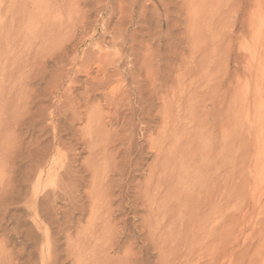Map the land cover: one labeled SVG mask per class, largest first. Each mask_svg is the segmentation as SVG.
<instances>
[{
	"label": "rangeland",
	"instance_id": "rangeland-1",
	"mask_svg": "<svg viewBox=\"0 0 264 264\" xmlns=\"http://www.w3.org/2000/svg\"><path fill=\"white\" fill-rule=\"evenodd\" d=\"M89 1L0 0V55L5 48L11 47L13 52L26 49L24 55L18 52L17 59L9 58L12 61L0 58V116L6 118L7 96H52L53 99L49 97L41 102L53 108L46 111L49 119L46 118L50 120L62 96H122L130 90L129 96H152L150 106L157 117L164 96L169 117L167 127L163 128L164 123L158 117L150 134L137 132L136 141L144 148V162L142 170L134 172L133 176L142 182L148 179L150 165L160 163L161 153L167 160L173 157L175 163H181L179 151L183 152L185 160L190 158L185 161V167L192 164L201 170L202 180L193 177L190 186L182 189L175 178L172 177L179 187L168 177L166 182L171 180V185H168L169 198L164 205L168 210L161 208L159 201H153L150 215L149 199L160 197L154 192L160 180L156 172L157 182L152 180V194L143 197L144 204H140L137 217L134 219L132 212L126 209L127 227L117 224L118 234L111 237L108 231H97L93 227L90 211L86 212L83 222L66 226L60 236L53 237L56 229L52 226L36 228L35 213L27 215L30 211L14 201L5 222L9 262L49 264L52 253L57 251L62 264H264V0ZM85 16L92 22L95 19L93 25L98 32L93 38L92 34L85 35L78 30ZM29 17L32 20L25 24ZM107 20L109 23H105ZM34 26L36 30L28 43L20 38V29L25 32ZM5 30L10 33L4 34ZM114 30L118 36L114 35ZM8 33L17 40L6 46ZM133 36L136 43L132 42ZM62 38L66 40L59 45ZM111 40L115 47L110 44ZM32 41L38 45L31 53L29 43ZM74 41L82 43L78 49L73 47ZM62 43H65L63 47ZM131 43L136 46V54L130 58ZM58 46L62 47L61 51ZM64 49L67 50L64 64L56 66L51 57L62 54ZM100 53H108L107 63L114 61L106 67L113 76L106 92L93 93L92 83L102 78L96 62ZM45 54H49V61ZM43 55L45 58H41ZM163 55L166 59L159 61ZM21 62L25 66L22 67ZM129 66H133L134 73L127 75L125 70L132 68ZM99 99L90 104L93 108L89 107V112L95 111L98 117H103L101 120L105 116L102 122H108L110 112ZM98 103L105 107L100 106V109ZM31 108L33 112L36 110L32 105ZM53 116L56 118V114ZM138 121L136 119V124L142 127ZM86 125L84 119L75 123L74 129L80 134ZM108 131L112 136L114 128ZM52 134L50 130L51 137ZM75 147L73 154L78 160L73 168L78 170V164L85 163L90 155L79 144ZM192 152L197 153L196 156ZM88 176L86 183L91 179ZM87 184L82 191L91 190L90 182ZM144 191L145 186L140 192L146 194ZM30 194L33 202L35 195ZM61 203L57 206L61 207ZM29 229L37 236L36 244H26L19 234Z\"/></svg>",
	"mask_w": 264,
	"mask_h": 264
},
{
	"label": "bare ground",
	"instance_id": "bare-ground-1",
	"mask_svg": "<svg viewBox=\"0 0 264 264\" xmlns=\"http://www.w3.org/2000/svg\"><path fill=\"white\" fill-rule=\"evenodd\" d=\"M21 2H23V1H21ZM89 2H91V0ZM96 4H98V3H96ZM49 5H51V4H49ZM74 5H76V4H74ZM89 5H90V3H89ZM95 6H97V5H95ZM107 8H108V6H107ZM75 9H77V8H75ZM99 9H101V8H99ZM104 11L105 10H103V12ZM111 12H112V10L110 11V13ZM37 16H39V15H37ZM99 16L97 15V17H99ZM80 17L82 18V15ZM31 20H32L31 17H29L28 19L26 18L24 23L26 24V22H29ZM94 20H93V22H94ZM50 21H48V23H50ZM102 21H104V19ZM105 21H106V19H105ZM45 22H47V21H45ZM77 22H80V21L77 20ZM93 22L91 21L90 17L85 16L84 19L82 20L78 30H80L85 35L91 36V34H92V38H93L94 34H96L98 32V29L95 25H93ZM96 22H98V21L96 20ZM105 23H109V21L105 22ZM52 24H54V23H52ZM118 24L116 25L115 28H118L117 27V26H119ZM23 26H24V24H23ZM55 26H59V25H55ZM9 27L11 28L12 26H9ZM104 27H106V24ZM15 28L17 30V27H15ZM21 28H23V27H21ZM55 28L56 27H53L54 30H55ZM48 29L50 30L49 24H48ZM120 29H123V28H120ZM6 30H8V29H6ZM6 30H5L4 34L9 32ZM34 30H36V26H34L33 28H31L27 31L25 30V32H24V30L20 29V31H19L20 38H23V40H25L28 43L30 38L33 36L32 32ZM116 31H118V30H116ZM123 31H120V32H123ZM15 32H17V31H15ZM46 32H49V31L47 30ZM50 32L52 33L54 31H50ZM60 32H61V30H60ZM9 33H8L9 40H6V42H5L6 46H8L9 44L11 45V43L13 45L14 40H17L16 37H13V39H12L11 37L13 35L10 36ZM113 33H114V35H117V32H115V30L113 31ZM12 34H14V33H12ZM37 34H39V33H37ZM44 34H43V36H44ZM59 34H61V33H59ZM118 34H119V31H118ZM15 35H17V34H15ZM41 35H40V38H41ZM45 35H46V37H48L47 34H45ZM114 35H112V36H114ZM119 36H120V34H119ZM122 36L124 37V35H122ZM17 38H18V36H17ZM38 38H39V36H38ZM59 38H60V35H59ZM65 38H62V40L59 39L60 40L59 45L63 41V39H65ZM0 39H2V38H0ZM134 39L135 38L133 36V38H132L133 43L135 42ZM65 40H64V42H65ZM115 40L117 41V37ZM19 41H21V39H19ZM39 41H41V40L39 39ZM52 41L54 42L53 38H52ZM110 42H111L110 44H113V43L115 44L114 40H111ZM123 42L125 43V41H123ZM41 43H43V41ZM44 43H45V41H44ZM126 43H129V42H127V40H126ZM133 43H131L132 45L129 49L130 58L132 56H135V54H136V49H135L136 46L133 45ZM2 44H3V42H2ZM15 44L19 45V42L18 43L16 42ZM63 44L65 45V43H62V47L64 46ZM81 44H82L81 42L76 41L75 44L73 45V47L77 48ZM114 44H113V46H114ZM18 45H15V47ZM29 45H30L29 50L31 49V53H32V50L38 44L35 45V43L32 41L31 43H29ZM51 45H53V44H51ZM111 46H110V48H111ZM58 47H59L58 49L62 48L60 46H58ZM49 48H51V47L49 46ZM11 49H12L11 47L5 48V50L0 55L1 61L3 59L8 60L9 58H12V59L14 57L16 58L18 52L22 55L23 51L25 52V50H26L25 49L22 51L20 50L17 52H15V51L13 52V50H11ZM44 49L45 48H43V50ZM123 50H124V48H123ZM39 51H41V50H39ZM55 51H56V49H55ZM60 51H61V49H60ZM48 52H50V51L48 50ZM62 52L65 54H63ZM62 52H61L62 54L58 53V54H55V56L51 55L52 56L51 58H53L54 63L57 64L56 66H59L58 64H60V65L64 64L65 55L67 57V50L64 49ZM37 53H39V52L37 51ZM90 53L94 54V51H91ZM107 54L100 53V54H98L99 56L97 55L98 57H97L96 62L98 63V66H97L98 72L102 74V78H101V80H98L96 82L94 81V83L91 82L92 83L91 91L93 93L102 92L103 90L106 92V89L109 88L110 79L113 75L109 74L106 67L109 68V65H112L114 61H111L112 64H110L109 62H108L109 63L108 64L107 60H106ZM30 55H33V54H30ZM48 56H49V54H48ZM126 57H128V56L126 55ZM126 57H125V59H126ZM41 58H45L44 55ZM164 58L166 59V55H163L162 57H160L159 61L160 60L163 61ZM49 59H50V57H48L47 60L49 61ZM67 59H69V58H67ZM9 60L12 61L11 59H9ZM122 60H124V58ZM29 61L32 62V60H30V59H29ZM23 62L25 64V61H23ZM44 63L46 64L45 61H44ZM18 64H19V62H18ZM34 64H35V62H34ZM20 65H22V67L25 66L22 64V62L20 63ZM31 66H32V64H31ZM114 66H117V65L114 64ZM66 67L67 66H65V69H66ZM119 67H121V66H119ZM129 67H132V68H129L130 69V70L128 69L129 71L125 70V72L126 71L128 72L127 75L134 73L133 66H129ZM33 69H34V67H33ZM117 69H115V70H117ZM66 70H68V69H66ZM66 72L69 73L68 71H66ZM118 72H120V71L118 70ZM118 72H117V74H118ZM111 73H114V72H111ZM33 74L35 75V73H32V76H33ZM10 75H11V73H10ZM61 76H63V75H61ZM123 76H122V78H123ZM36 77L37 76H35V78ZM29 78H30V76H29ZM46 79L47 78H45V80ZM57 80H58V78H57ZM31 83L29 82L30 85H31ZM114 89H115V87H114ZM114 89H112V90H114ZM118 91H116V92H118ZM113 93H114V91H113ZM129 93H130V90H127L124 94L121 93L122 96H119L118 94H117L118 96H116V95L115 96H107L108 94L106 96H103V95L102 96H98V95L97 96H62L64 98L61 99V102L59 101L60 105L56 109L55 113L53 112V114H51V116L49 114L50 120H48L49 118L46 115V111H48V109H50V108L51 109H53V108L50 105L43 106L41 102L43 101V99L49 98L52 96H7L6 99H7V103H8V108L6 109L7 112H5L6 118L3 119V117L0 116V264H11L9 262L10 260H9V256H8L7 250H6L8 232H7V229L5 226L6 217L8 214V209H9V206L11 203L13 205L17 201V203L21 204L24 208H26L27 211H30V212H26L27 215L34 212L35 218L33 219V221H34V225H36V228L38 227V229L41 230L42 228H40V227H42V226H50V227L52 226V228L56 229V231L53 232V235H52L53 237L54 236H57V237L60 236L63 232L64 227H66V226L70 227L71 225L79 224L83 218L85 219L84 216L86 215L87 211H90L91 216H93V221H94L93 223L95 224V226H93V227L95 229H97V231L101 230V229L108 231L109 232L108 237H111L112 235L113 236L116 235L114 233L118 234V231L116 228L117 224H123L124 228L127 227L128 220H127V213H126L127 210L126 209H128L130 212H132L134 219L137 217L138 212L141 208L140 204H144L143 203V201H144L143 197L146 198V197H148L146 195L152 194L151 193L153 191L152 190V188H153L152 187V180L154 179V177H156L155 176L156 172L159 174L158 176L160 177V180L154 179V182L159 181L158 187L157 188L154 187V190H155L154 192L159 193L158 195L160 197L155 198L154 200L149 199L151 208L148 209V213H150V215L153 212V209H152L153 201H155V202L159 201V204H160L159 206H161V208L162 207L164 208V205L167 203V200L169 198L168 185H171V184H169L171 182V180L169 182H166L168 177L175 178L177 181L174 180L173 178L172 179L174 180V182L176 181L181 186L182 189L188 188L190 186L189 185L190 181H192L190 179L193 177L194 178L199 177L202 180L201 170L198 167H194L192 164H191V166H193L194 168H192L190 165H187V167H185V164H186L185 161H190V158H189V160H185L183 152H179V151H178V155H179V153L182 154L181 159H180L181 163H175L176 159H174L172 156L171 157L174 159V161H172V158H171V161L167 160L165 157H163V154L161 153L162 156L159 155V157L161 159L160 163L157 161L155 165L154 164L150 165V166H152V169L150 171L148 179H146V180H144V182H142L141 179L138 180L137 178H135V176H133L134 172L136 173V171L142 170L141 168L143 167V162H144V160H143L144 148L142 146L138 145V142L136 141V139H138V138H136L135 135L137 134L138 131H141L143 133L142 135L150 134V132L153 131L152 129L154 127V124H157L156 121H157L158 117H159V120L161 119L160 121H162V123H164L163 128L166 129L169 117H167L168 111L166 109V106H167L166 100H165L166 97L165 98H164V96L162 97V102L157 98L159 100V102L162 103L163 107H161V108L159 107V109H162V110H160V112L158 113V115L156 117L155 116L156 113L155 114L153 113V109L150 106L152 96H129ZM34 94H32V95H34ZM50 95H52V93ZM91 95H93V94H91ZM123 95H126V96H123ZM4 96H5V93H4ZM59 97H61V96H59ZM155 97H157V96H155ZM99 98H101L103 100L104 105L107 107V109L110 112V115L108 116L109 121L107 122V120H106L107 123L102 122V121H105V116L103 115V113H101V114L104 116V120H101L103 117L102 118L98 117L97 114L95 113V111L89 112L90 111L89 107H92V106H90V104L91 103L95 104L93 101H95V100L97 101V99H99ZM6 99H5V101H6ZM52 99H53V97H52ZM56 99H57V97H56ZM152 104H154V103H152ZM29 105H30V108H29ZM31 105L34 106L36 109L34 112L32 111ZM104 105L99 104V105H97V107L98 106L103 107ZM82 106L85 109L82 108ZM158 106H159V103H158ZM100 109H101V107H100ZM154 110H156V109H154ZM100 111L103 112V109ZM49 113H52V111L50 112V110H49ZM54 114H56L57 119L53 116ZM84 119H86L87 125H86L84 130L80 131V134H79L78 133L79 131L78 132L75 131L74 125H75V123L82 122ZM136 119L139 120L138 122H140L141 125H143L144 127L143 126L138 127V123L136 124ZM158 124H160V123H158ZM108 126L111 127V128H109V131L112 130V128H114L113 132L110 131L111 133H113L112 134L113 137L111 136V134H108L106 132V131H108ZM50 130H52V132H53V134H52L53 137H51L49 135ZM105 132L107 133L106 137L104 135ZM136 136H138V135H136ZM164 138H166V137L164 136ZM177 141H178V139H177ZM76 144H79L81 149L83 151L89 152L88 155H90V157H88L89 159L87 158L86 159L87 161L85 163H84V161H83V164L80 163L82 161L79 162L80 164H78V167L76 168V169L79 168L78 170H74V168H73L74 167L73 165L75 163H77V160H78V159L75 160L74 154H73V152L76 148L75 147ZM77 153H79V152H77ZM192 153L194 154V152H192ZM168 154H169V152H168ZM174 154H175V152H174ZM193 154H191V155H193ZM196 154L197 153H195L194 156H196ZM166 155H167V153H166ZM76 158H78V157H76ZM208 172H209V170H208ZM88 175H90V176H88ZM87 176L91 178V179H89L90 181L87 182V183L90 182L91 190L82 191L85 187H87L89 185L86 183V177ZM55 178H56V180H55ZM173 180H172V184H173ZM176 182H175V185H177ZM122 183H124V184L122 185ZM144 186H145L144 193H146V194H142L140 192L142 187H144ZM166 186H167V190H166ZM192 186L194 187L196 185H192ZM181 188H179V189H181ZM198 189H200V188H198ZM175 192H177V191H175ZM198 192H199V190L196 193H198ZM30 193L35 195V200L33 202H31V200H30V195H31ZM34 195H33V197H34ZM180 195H179V197H180ZM40 196H41V198H39ZM145 201H147V199ZM59 203L62 204L61 207L57 206V204H59ZM179 203H180V201H179ZM180 208H181V206H180ZM182 209H184V208H182ZM165 210H168V209H165ZM193 210H195V209H193ZM187 212L188 211H186V213ZM90 213H88V215ZM155 214H157V213H155ZM166 214H167V212H166ZM160 215L161 214H159V216ZM148 217H149V215H148ZM160 217L159 218L157 217V218L160 219ZM146 220L148 221V219H146ZM149 221H150V219H149ZM30 230L31 229H29L25 232H20L19 234L22 236V238L24 239V242L26 244L27 243L28 244L29 243L36 244L37 236L34 235V233H32ZM94 232H96V230ZM100 233H102V232H100ZM47 236L49 238L52 237L50 234H47ZM98 237H100V235ZM94 238H95V236H94ZM96 240H97V237H96ZM54 252L55 253H52L53 256L50 259L49 264H62L59 260V256H58L57 251H54ZM30 264H37V263L31 262Z\"/></svg>",
	"mask_w": 264,
	"mask_h": 264
}]
</instances>
